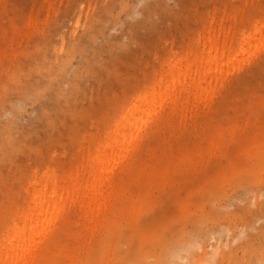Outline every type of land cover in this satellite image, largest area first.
<instances>
[{"label":"rangeland","instance_id":"374dc122","mask_svg":"<svg viewBox=\"0 0 264 264\" xmlns=\"http://www.w3.org/2000/svg\"><path fill=\"white\" fill-rule=\"evenodd\" d=\"M153 90L104 199L65 195L31 264H264V0H0V241L34 169L90 179Z\"/></svg>","mask_w":264,"mask_h":264},{"label":"bare ground","instance_id":"6f19581e","mask_svg":"<svg viewBox=\"0 0 264 264\" xmlns=\"http://www.w3.org/2000/svg\"><path fill=\"white\" fill-rule=\"evenodd\" d=\"M134 35L132 42L137 41L140 36L138 32H135ZM157 96H163V93L160 90L155 93L153 90L147 101H144V98H139L131 106L129 112L115 127V131H117L115 137L107 144V148L111 150L110 157L108 154L99 152L92 158L91 171H89L90 179L82 180L78 175L75 177L65 176L64 173L58 175L53 173L48 176V172L37 178V169L30 173L28 184L25 187L27 204L25 208L14 213L0 241V264H31L44 233V227L48 222L50 210L59 209L65 195L74 194L85 214L90 213L93 207L104 199L105 193L109 189V174L116 165L115 154L117 151L115 150L121 148L127 138H132L138 133V125L146 121V114L153 110ZM56 97L59 98L58 95ZM167 99L168 93L165 94L164 101ZM169 102L176 106L178 101L170 99ZM161 104L162 102L159 103V105ZM115 144H117L116 149H114ZM44 161L42 163H46ZM69 184L72 186L71 189ZM227 232L230 233L229 230ZM227 245V240L223 243L216 240L215 244L211 245L210 253L215 257L220 254L222 246ZM206 253V249L202 247L201 262L204 261Z\"/></svg>","mask_w":264,"mask_h":264}]
</instances>
